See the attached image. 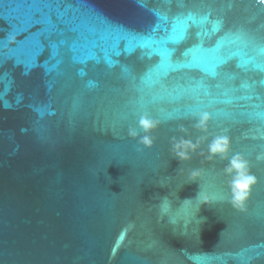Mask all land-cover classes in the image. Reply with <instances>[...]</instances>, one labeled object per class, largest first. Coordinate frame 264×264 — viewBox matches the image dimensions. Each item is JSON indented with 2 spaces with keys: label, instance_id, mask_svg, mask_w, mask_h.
Listing matches in <instances>:
<instances>
[{
  "label": "water",
  "instance_id": "95a60500",
  "mask_svg": "<svg viewBox=\"0 0 264 264\" xmlns=\"http://www.w3.org/2000/svg\"><path fill=\"white\" fill-rule=\"evenodd\" d=\"M182 126L200 148L178 162ZM261 154L264 0H0V264H264Z\"/></svg>",
  "mask_w": 264,
  "mask_h": 264
},
{
  "label": "clouds",
  "instance_id": "9594fccd",
  "mask_svg": "<svg viewBox=\"0 0 264 264\" xmlns=\"http://www.w3.org/2000/svg\"><path fill=\"white\" fill-rule=\"evenodd\" d=\"M211 119L210 114L207 112L200 113L197 118L195 127L198 130L206 131L209 120ZM138 126L143 130V135H140L135 128L130 127L128 135L138 140V143L145 148H151L154 144V138L151 133L159 127V121L150 118L148 115L140 117ZM180 131L185 135L179 138L173 137L171 141V152L174 158L178 161L191 160L192 154L196 153L200 148V141H192L187 139V129L183 126ZM231 140L227 135L217 136L208 144L207 159L211 160L217 156L226 158L227 153L230 151ZM203 155V153H201ZM258 159H264V154L257 157ZM225 172L232 177L229 187L231 189V200L229 203L238 211L246 210V202L250 197L253 186L257 183V178L250 172L249 161L246 160L243 155L235 154L228 161L225 166ZM200 169H191L188 173V180L190 183L197 182L200 178ZM192 199H199L200 203L197 207L199 212L201 205L211 206L212 201L206 195H201L197 192L194 198H185L183 201L187 202ZM167 201V197L163 198ZM171 209V204L167 203L162 205V210L167 213ZM171 223L175 224V220H170Z\"/></svg>",
  "mask_w": 264,
  "mask_h": 264
}]
</instances>
